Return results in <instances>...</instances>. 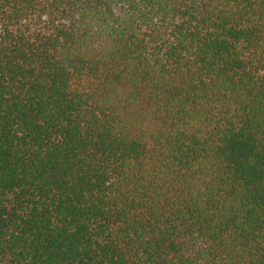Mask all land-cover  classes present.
<instances>
[{"label": "trees", "instance_id": "obj_1", "mask_svg": "<svg viewBox=\"0 0 264 264\" xmlns=\"http://www.w3.org/2000/svg\"><path fill=\"white\" fill-rule=\"evenodd\" d=\"M0 264H264V0H0Z\"/></svg>", "mask_w": 264, "mask_h": 264}]
</instances>
